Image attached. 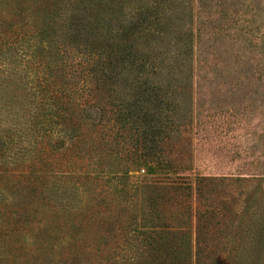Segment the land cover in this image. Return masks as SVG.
I'll list each match as a JSON object with an SVG mask.
<instances>
[{"label": "trees", "instance_id": "16d2710c", "mask_svg": "<svg viewBox=\"0 0 264 264\" xmlns=\"http://www.w3.org/2000/svg\"><path fill=\"white\" fill-rule=\"evenodd\" d=\"M118 1L0 0V189L19 188L23 182L28 188L44 179L43 205L52 213L96 214L103 235L87 250L95 247L105 256L97 264H126L128 258L131 264H144L150 255L160 260L165 254L176 258V253L178 260L180 254L184 256L186 264L193 254L197 264H202V258L215 262L228 243L207 241L203 233L213 228L211 234L220 236L226 224L220 217L226 212L237 221L239 198L228 205L216 193L218 178L200 176L193 187L183 174L191 167L184 133L192 116L184 114L186 124L176 119L179 113L167 116L170 130L152 138L144 124L149 112L143 107H151L153 97L166 92L160 89L162 77H182L193 88L196 8L209 15L216 1L200 0L195 5L194 0H184L185 9L180 11L186 14L179 18L180 31L185 28L189 35L186 41H177L172 57L156 47L154 33L162 32L158 28L166 15L158 3ZM98 7L100 16L95 19ZM125 33L134 37L130 42L147 34L155 42L149 49L158 52L133 50L126 58L118 57L121 64L134 58L140 62L126 65L125 80L113 82L123 74V70L113 72L115 40ZM184 55L187 62L184 57L175 67L161 61ZM192 90L184 88L180 95L189 99ZM172 106L180 108L175 102L167 109ZM81 155L87 159L97 155L86 172L50 173L54 168L74 169L73 158ZM61 160L67 162L61 164ZM7 202L3 198L2 203ZM175 209L180 217L173 214ZM10 239L1 240L2 257L14 255ZM177 239L184 241V247H178ZM259 253L264 255L263 243Z\"/></svg>", "mask_w": 264, "mask_h": 264}, {"label": "rangeland", "instance_id": "374dc122", "mask_svg": "<svg viewBox=\"0 0 264 264\" xmlns=\"http://www.w3.org/2000/svg\"><path fill=\"white\" fill-rule=\"evenodd\" d=\"M155 1L159 10L166 13L158 28L162 32L159 35L154 33L158 38L156 47L159 52L168 53L172 57L178 48L177 41H186L189 35H186L185 28L183 32L180 31L182 23L179 18L186 14L180 8L184 10L186 5L184 0L181 5L179 0ZM215 1L216 5L209 15L203 16L199 8H196L199 13L196 14L193 26L196 33L193 60L196 80L193 88L186 86L180 80L182 77L160 78V89L166 92L154 96L151 107H143V111L149 112L144 115V124L149 136L158 138L170 130L167 116L175 117L179 113L176 119L182 120L184 124L187 123L184 114L192 116V122L186 125L184 133L189 141L191 167L183 170V174L188 176L187 180L193 187L200 176L218 178L216 193L228 205L233 198H239L238 209L241 213L237 221H234L233 213L226 212L220 217L226 222L220 236L211 234L213 228L203 233L207 241L223 239L228 243L227 251L221 253L215 262L202 258V264H264V255L259 253V244H264V0ZM199 2L194 0L195 5ZM122 7L126 15V3ZM94 15L95 19L100 16V7L94 11ZM125 34L115 40L113 72L117 75L123 70V74L117 79L113 78V82L125 80L126 65L140 62L134 58L125 60L129 64H121L118 57L126 58L129 51L133 50L136 53L138 50L156 52L149 49L148 45L155 42L148 40L146 33L145 37L135 42H130L134 38L132 34ZM184 57L187 62L186 55L178 60L172 58L161 61L166 66L170 63L175 67L184 62ZM184 88L193 89L192 96L189 94L191 98L180 95ZM142 97L143 94H140L138 104ZM175 102L180 104L178 110L173 106L167 109ZM87 158L82 155L73 158L77 162L74 169L65 171L54 168L50 173L86 172L88 167L93 166L97 155ZM63 162L67 161L61 160V164ZM240 177L252 180H235ZM57 179L61 182L67 180L60 177ZM44 182V179H40L28 188V184L23 182L19 188L11 189L9 187L12 185H9L4 191L0 189V264H97L105 259V256L97 253L95 247L87 250L88 245L95 246L103 235L96 214L70 216L52 213L43 205L44 193L40 191ZM3 198L8 200L6 205L2 203ZM173 214L180 217L176 209ZM168 215L173 216L170 212ZM179 222L183 220L180 218ZM192 233L195 250V219ZM8 237L12 238L10 245L15 248L11 250L14 255L5 258L2 257L1 240ZM176 241L178 247H184L182 239ZM176 255L174 258L165 254L160 260L150 255L149 263L144 264H186L184 256L180 254L178 260ZM131 262L128 258L126 264ZM189 264H197L194 254Z\"/></svg>", "mask_w": 264, "mask_h": 264}]
</instances>
